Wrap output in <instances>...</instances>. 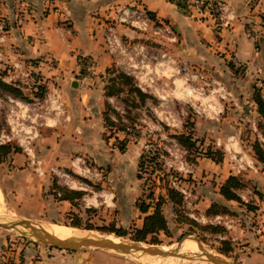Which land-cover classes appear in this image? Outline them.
<instances>
[{
    "label": "crops",
    "instance_id": "1",
    "mask_svg": "<svg viewBox=\"0 0 264 264\" xmlns=\"http://www.w3.org/2000/svg\"><path fill=\"white\" fill-rule=\"evenodd\" d=\"M224 1L235 13V18L227 26L216 23L208 15L197 14L190 5L181 6L176 0H0V23L5 24L4 30L0 31V75L6 73L13 61L22 62L49 89H56L62 102L61 109L49 111L36 139V150L47 170L42 175L43 181L27 164L22 152H13L0 163L2 200L4 195L12 200L20 195L30 196L34 190L41 189L42 182L48 186L49 166L74 169V157L71 156L80 148L91 152L95 151V146L96 151L104 148L103 110L107 96L103 79L112 63L104 45V24L108 15L120 5L137 3L156 18L169 21L177 35V41L169 43L172 52L195 71L203 72L217 90V96L223 95L219 99L223 111L217 117L193 114L197 132L201 131L202 136L211 135L209 132L214 122L219 121L224 112L226 126L234 127L231 121L236 119L243 120L239 127H243L246 121L252 124L259 119L252 85H261L264 77V18L261 19L264 0ZM117 29L129 38L140 37L127 26L118 25ZM87 58L93 61L92 69H87ZM159 93L163 91L159 90ZM172 101L181 104L178 99ZM253 129L259 139H263L256 126ZM239 131L232 129L223 136L213 134L216 136L212 143L223 150V160L215 162L206 156L198 157L199 164L193 163L188 176L203 180L212 176L217 183L209 188L204 181L200 187L194 186L195 191L191 189L190 195L195 196L194 207L199 210L205 211L212 202H217L231 211H243L241 216L259 212L257 218L260 220L264 213V199L261 198L264 197V161L254 156L251 145L247 148L243 145ZM78 137L85 140L83 145L79 146ZM232 151L250 158L253 166L238 167L237 162L230 159ZM204 159L212 163L208 162L210 167L205 176L200 169ZM229 174L246 181L237 193L247 196V192H251L255 199L254 209L245 208L244 204L221 195L219 186ZM167 203L170 202L162 206L163 212ZM56 205L63 212L70 210L72 203L68 199H58ZM140 213L143 217L144 213ZM246 234L248 244L238 250L239 259L249 258V264H264V232L256 228ZM7 240V233L0 231V245ZM28 249L29 252L20 257L18 251L4 250L1 257L4 260L10 258L13 263L18 259L22 264H47L59 257L47 258L41 254L36 260Z\"/></svg>",
    "mask_w": 264,
    "mask_h": 264
},
{
    "label": "rangeland",
    "instance_id": "2",
    "mask_svg": "<svg viewBox=\"0 0 264 264\" xmlns=\"http://www.w3.org/2000/svg\"><path fill=\"white\" fill-rule=\"evenodd\" d=\"M33 75L35 74L33 73ZM109 77L110 76L105 75L103 82L105 83V88L110 87L114 94L111 99H109V96L105 97L104 109L106 112H109V115L115 117L112 118L115 124L108 125L103 119L104 127L102 137L104 140V148L100 151H96L95 146V151L93 152L80 148L71 156V158L76 156L83 157L85 164L91 167L95 172L90 175H85L83 171L82 173L74 174L79 181L87 184L84 186L85 188H76L82 191L81 197L71 202L72 205L70 210L62 212L56 205L59 199L58 197L61 194V192L58 194L56 192L57 189L54 187L55 184L59 185L56 182L57 177L49 173V185L45 186L42 182L41 189L38 188L34 190V193L30 196L20 195L12 200L10 197L4 195V200H2L0 192V201L2 202L1 204L4 205V213L1 214L3 220H0L5 223H10L14 220L25 218L31 220L34 224L45 227L46 230L56 232L57 228H68L71 230L69 237L83 234L103 237L118 236L120 238L119 240L123 242H140L146 246L166 247L167 249L175 248L178 242L183 238L180 247L185 246V252H188L190 249V246L185 244V241L189 240L191 242L193 241L195 243L193 246H196L197 250L200 251L198 248L199 246L197 247L198 244L195 242L196 240L191 238L184 239V237L196 236L199 238L204 249L223 257L231 264H249L251 261L249 258L239 259L238 250L248 244V242H245V239H247L246 233H248L249 230L252 231L256 229L259 225V217L257 218L259 212H255L253 215L250 214L252 216H241L240 214L243 213V211L235 210L233 214H229L234 220H232L231 226L228 228H225L221 224L212 225L204 223L187 214V212L190 211H193L195 214L205 212L204 210H199L194 207L195 196L193 195H189L186 202L184 201L181 207L176 206V211L171 203L164 205V213L168 222L167 231L159 230L155 233L148 234L144 239H136V227L142 224V214L137 208L136 200L139 197H144L153 182H155V194L164 191L162 187L158 186L160 183L157 176L160 174L158 170H155L152 174H148V171L144 169L142 170V178L137 177L138 157L144 146H147L150 152L157 148L161 151L164 147L170 146L172 141L170 136L171 131L168 127H162L158 123L156 117L148 110L147 105L139 104V102L136 101V95L132 91H129L131 85H133L131 82L126 84L120 78H116L114 81L109 82ZM31 95L32 94H30L29 98ZM0 98L3 104L0 106L3 117L4 109L6 108V99L1 93ZM113 109L117 112L116 115L115 112L113 113ZM188 113L192 115L189 111ZM225 114L226 112L223 113L219 121L214 122L215 125H213L212 130L209 132L211 135L202 136L201 131L197 132L195 130L196 126L194 121L189 122L188 128L185 127L183 129L181 127L178 130L183 132L189 129L188 131L195 138L194 148L190 150V152H187V154H184L188 160L195 164H199L197 158L206 156L204 151L207 150L209 145L217 147L212 143L214 136L228 135L232 129H240V138L243 140L242 143L246 148L251 145L255 139H259L256 130L253 129L256 126V129L260 132V129L263 128L258 127V122H261L259 119H255V123L252 121V124L246 121L243 127H239V123L243 122V120H232L231 124L234 127H231L229 125L226 126L224 122L223 118L226 117ZM79 132L80 131L77 130L78 134ZM214 133H216V135H213ZM79 137L82 136L80 135ZM205 137H207V139H205ZM77 140L79 146L80 144L83 145L85 141L80 140V138ZM121 140H125L126 143L124 150L118 148ZM259 140L262 141L261 139ZM153 142L158 144L157 147L152 144ZM217 148L220 149L219 147ZM18 150L21 152L20 149ZM171 150V157H166V160L163 161L164 168L170 171L168 174V182L170 184L173 185V182H175L183 185L189 190L192 189V191H195L194 186L198 188L202 183H205L204 181H207L209 188L216 185L217 182L212 176L211 178H207V180H203L201 177L196 179L193 176L189 177L184 170L185 163L181 162L183 157L180 155V151L175 147H171ZM163 155H169L168 151H166V153L163 152ZM215 156L217 158L220 157L219 154H215ZM223 158H221V161ZM4 160H0V163ZM208 162H210V165L212 164L208 159H204L200 166L201 173H203L204 176L207 175L205 172L210 167ZM172 166H176V168L173 169ZM148 169H150V167ZM184 173H186L185 177ZM149 176L150 178H148ZM38 177L40 181H43L42 175H38ZM261 198L264 199L263 196H261ZM247 199V201L243 199L242 201L255 206L253 203L255 199L252 198L251 192H247ZM244 206L247 208L245 204ZM214 225L217 226H215V229H212L211 227ZM0 231L6 232L8 239L4 244L0 245V264H22L21 261L18 262V259L16 263H13V260H10V258L4 260V258L1 257L2 253H4L2 251H18V257H20L23 253L29 252L28 248H30L32 258L34 257L36 260H39L37 255L41 254L47 258L54 255L59 256L56 260L51 261V263L48 261L47 264L213 263L206 259V257L198 259L193 255H189L190 257L182 259L178 257H145L142 251L123 252L94 246L66 249L43 242L20 225L13 228H3L0 226ZM117 231H123V234H118ZM40 249L43 250L42 253L38 252Z\"/></svg>",
    "mask_w": 264,
    "mask_h": 264
},
{
    "label": "built area",
    "instance_id": "3",
    "mask_svg": "<svg viewBox=\"0 0 264 264\" xmlns=\"http://www.w3.org/2000/svg\"><path fill=\"white\" fill-rule=\"evenodd\" d=\"M176 1L181 6L190 5L197 14L208 15L216 23L219 22L224 26L229 25L235 18V13L224 0ZM263 18L264 14L261 19ZM106 19L103 40L106 50L112 57L111 64L131 75L138 87L153 96V99L146 100V105L159 124H164L171 132H177L189 115L188 111L192 115L197 114L204 117H217L223 111L219 100L223 95L217 96V90L207 81L204 73L195 71L186 61L178 59L170 49L169 43L176 42L177 35L169 21L151 16L145 7L137 3L118 6ZM118 25L129 27L140 37L125 36L118 31ZM4 28L5 24L0 23V31H3ZM232 55H234L233 52L231 60H233ZM86 60H88V62L85 61L87 68L92 69L93 61L88 58ZM2 79L6 82H24L34 89H36V83L46 84L38 78L34 71L26 67V64L18 61L11 63L9 69L2 75ZM159 90L163 93H159ZM0 93L6 99L3 117L0 109V143L11 142L17 145L25 155L27 164L38 175H45L47 170L36 150V139L39 136L40 126L45 123V117L49 111L61 109L60 94L54 88L49 89L48 85L43 95L32 94L29 99L11 95L1 89ZM111 97L109 96V99ZM173 98L178 99V102L181 101V104L174 103ZM51 103L55 105L52 107ZM2 105L0 101V106ZM111 117L115 118L113 115ZM171 140V145L164 147L169 155L161 154L158 149L153 150L152 153L158 152L157 159L163 163L166 157H171V147H175L180 151V155L183 157L181 162L185 163L184 170L189 175L193 162L184 156L188 150L175 138L171 137ZM261 140L264 141V138ZM230 159L232 162L236 161L238 167L253 166L252 160L246 159L242 153L237 155L235 151H232ZM73 165L74 169L49 166L48 172L57 177L56 182L59 185L71 189L85 188L84 186L87 184L79 181L74 174L83 171L85 175H90L95 173L94 170L85 164V160L81 156L74 157ZM172 168L175 169L176 166H172ZM173 185L183 194L186 202L190 190L175 182ZM57 193L60 194V191L58 190ZM240 197L244 201L248 200L245 194H240ZM187 214L198 221L221 224L225 228L230 227L234 220L228 213L207 215L205 212L195 214L190 211ZM258 224L257 230L264 232V213H262Z\"/></svg>",
    "mask_w": 264,
    "mask_h": 264
},
{
    "label": "trees",
    "instance_id": "4",
    "mask_svg": "<svg viewBox=\"0 0 264 264\" xmlns=\"http://www.w3.org/2000/svg\"><path fill=\"white\" fill-rule=\"evenodd\" d=\"M149 14L151 16H154L150 12ZM106 75L110 76L109 82L114 81L116 78L117 79L120 78L126 84L131 82L133 85H131L129 91H132L136 95V101L139 102V104L146 105V100L148 98L153 99V96L151 94L143 91L140 87H138L134 83V79L131 75L121 71L113 64H111L106 69ZM35 86L36 89L20 81L6 82L2 79V75H0V89L14 96L29 99L30 94L43 95L47 90L46 84L36 83ZM252 87H253V100L256 103V109L259 114V120L261 121L258 122V127L261 128L263 127L262 129L260 128L259 129L262 137L264 138V77L262 79L261 85H257L254 83ZM104 89H105L104 94L106 96H113L114 92L110 87L105 88V83H104ZM112 111L113 113L115 112V115L117 114V112L114 109ZM192 117L193 115H188L186 117L183 123V127H182L183 129L185 127L188 128L189 122L194 121ZM103 119L105 122H107L108 125L115 124L111 115H109V112H106L105 109L103 111ZM160 125L166 128L164 124L161 123ZM0 126H1V120H0ZM188 130L187 131L185 130L183 132L182 131L171 132L170 136L175 138L179 144H181L183 147H185L188 150V152H190V150L194 148L195 138ZM152 144L156 145V147L158 145L156 142H153ZM125 146H126L125 140H121V143L118 148L120 150H124ZM251 147L254 156L259 161H264V141L255 139L251 144ZM18 149L19 147L14 143L11 142L0 143V160H4V159L6 160L11 155V153L19 151ZM157 149L159 150V148ZM163 152L166 153L164 149L161 150V154H163ZM204 152L207 157L211 158L215 162H220L221 158H223L222 149H218L217 147H213L209 145L207 147V150ZM215 154H219L220 157L217 158ZM158 156H159L158 152L153 154L152 152H150L147 146H144L138 157L137 177L142 178V170L144 169L148 171V174L149 173L152 174L155 170H158L160 173V174L158 173L159 175H157L158 180L160 181L158 186L162 187L164 191L155 194L154 191L155 182H153L152 185L149 187L148 192L144 195V197H139L136 200L137 208L139 209L140 212L144 213V216L142 217L141 226L136 227L135 230L136 239H144L148 234L155 233L159 230L167 231L168 222L163 212V208H162L163 204L166 202H170L173 205L174 210L176 211L177 208L176 206L181 207V205L184 202L183 194L177 188H175L174 185L168 182V174L170 171H167L164 168L163 163L157 159ZM149 167L150 169H148ZM148 178H150V176ZM245 185H246V181H244L240 176L235 174H229L228 177L220 184L219 192L226 199H234L240 203H244L240 195L237 193V190L239 188L244 187ZM54 187L57 189V191L59 190L61 192L60 196L58 197L59 199H68L71 202H73V200L81 197L82 195L81 190H74L66 186H60L57 184H55ZM244 204L248 209H254L255 207L254 205H250L249 203H244ZM233 212L234 211H231L225 205L217 202H212L211 205L205 210V213L207 215L209 214L213 215L216 213L233 214ZM215 226L217 225H214L211 228L215 229ZM117 232L118 234H123V231H117Z\"/></svg>",
    "mask_w": 264,
    "mask_h": 264
},
{
    "label": "water",
    "instance_id": "5",
    "mask_svg": "<svg viewBox=\"0 0 264 264\" xmlns=\"http://www.w3.org/2000/svg\"><path fill=\"white\" fill-rule=\"evenodd\" d=\"M75 84V83H74ZM22 226L26 231L31 233L32 235L36 236L40 240L45 243H49L55 246H60L66 249H77L82 246H94L100 248H107V249H114L117 251L123 252H131V251H142L143 253H150V254H158V255H179L182 257H190L187 253H178L176 248L174 249H162L158 246H146L140 244V242H123V241H115L108 237L103 236H92L89 234H83L80 236H71L67 238H59L49 231H47L44 227L34 224L31 220L21 218L14 220L10 223H5L0 221V226L3 228H13L17 226ZM196 240L199 248L202 250L203 247L200 243L198 237L193 236ZM183 239V238H182ZM182 239L178 242L181 244ZM202 254L205 255L206 259L215 263V264H229V261L211 253L207 250H202Z\"/></svg>",
    "mask_w": 264,
    "mask_h": 264
},
{
    "label": "bare ground",
    "instance_id": "6",
    "mask_svg": "<svg viewBox=\"0 0 264 264\" xmlns=\"http://www.w3.org/2000/svg\"><path fill=\"white\" fill-rule=\"evenodd\" d=\"M2 202L0 201V219H2L1 218V214L2 213H4V205H2L1 204ZM3 220V219H2ZM1 221V220H0ZM3 222V221H2ZM50 224V223H49ZM43 227V226H42ZM49 227V226H48ZM45 228V227H44ZM50 228V227H49ZM48 229V228H47ZM47 231H49L50 233H52L53 235H55V236H57V237H59V238H67V237H69L70 236V233H71V230L70 229H68V228H57L56 229V232L55 231H52V230H47ZM73 232V231H72ZM77 234H78V232H77ZM73 236V235H72ZM77 236V235H76ZM106 237H108V238H110V239H112V240H115V241H119V237L118 236H106ZM185 238H191V239H193V240H195L194 239V237H184V239ZM185 241V240H184ZM182 242H183V239H182V241H181V244H177V246L175 247L176 248V250L178 251V253H187L188 255H193L194 257H197L198 259L199 258H204L205 257V255L204 254H202V250H206V249H200L199 247H198V245H197V247L199 248V250L200 251H198L197 250V248H196V246L194 247L193 245L195 244L193 241V243L189 240V241H185L186 243L185 244H188L190 247V249H189V251L187 252H185L184 251V247H180L181 245H182ZM196 242V241H195ZM140 244H142V243H140ZM196 244H197V242H196ZM142 245H144V244H142ZM191 246H193L194 248H196V249H194L193 247H191ZM160 248H162V249H166L167 250V248L166 247H160ZM174 249V248H173ZM188 250V249H187ZM137 252H140V250H138ZM201 252V253H200ZM143 256H145V257H163V258H167V257H178V258H182V259H184L185 257H182V256H179V255H158V254H150V253H144V255ZM165 260V259H164ZM170 261V260H169ZM211 263V262H210ZM212 264H214V263H212ZM229 264H231L230 262H229Z\"/></svg>",
    "mask_w": 264,
    "mask_h": 264
}]
</instances>
